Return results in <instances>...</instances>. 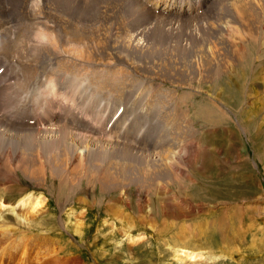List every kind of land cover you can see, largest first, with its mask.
Masks as SVG:
<instances>
[{"label":"rangeland","instance_id":"obj_1","mask_svg":"<svg viewBox=\"0 0 264 264\" xmlns=\"http://www.w3.org/2000/svg\"><path fill=\"white\" fill-rule=\"evenodd\" d=\"M0 1V113L30 94L45 106L30 129L0 117V264H182L176 250L198 254L184 264H264V10L252 0H203L200 13L183 16L141 0ZM243 7L257 15L250 24L237 13ZM224 20L260 37L246 71L255 86L239 89L231 42L239 38L222 35ZM153 41L158 56L149 57ZM192 63L204 77L190 91L182 86ZM120 103L124 140L86 129ZM181 145L187 153L177 162ZM44 169L85 181L84 194L53 193ZM25 196L45 205L28 224L19 217ZM81 215L77 234L69 221Z\"/></svg>","mask_w":264,"mask_h":264},{"label":"bare ground","instance_id":"obj_2","mask_svg":"<svg viewBox=\"0 0 264 264\" xmlns=\"http://www.w3.org/2000/svg\"><path fill=\"white\" fill-rule=\"evenodd\" d=\"M35 1V0H34ZM59 0H56V4L55 5H57V6H55V7H61V4H60V2H58ZM61 2H63V0H60ZM68 1V0H67ZM66 1V2H67ZM1 2V1H0ZM65 2V3H66ZM142 2V1H141ZM260 2H264V0H252L251 1V3L253 4V5H255V9H257V10H259L260 11V13H263V10H264V8H263V6H262V4H260ZM143 3V2H142ZM42 4H44V2L42 3ZM135 4H137L136 3V1L135 0H133L132 1V6L133 7H135ZM144 4V3H143ZM4 5V4H3ZM145 5V4H144ZM43 6V5H42ZM128 6V5H127ZM146 6V5H145ZM45 7V6H44ZM123 7H125V5H123ZM129 7V6H128ZM1 8V7H0ZM48 8V7H47ZM146 8L147 9H149L147 6H146ZM45 9V8H44ZM150 10V9H149ZM234 10H235V8H234ZM233 10V11H234ZM79 11V8L77 9V7L76 6H74V13H76V12H78ZM151 11V10H150ZM253 11V10H252ZM258 11V12H259ZM253 12H256V10L255 11H253ZM237 13H239V15H240V17L242 18V19H244L248 24H250L251 23V21H254L253 20V18H256L257 17V15L256 14H253L252 13V15H251V12H249L245 7H243V8H241V10L239 11H237ZM259 13V14H260ZM77 14V13H76ZM164 15V14H163ZM133 16L134 15H131L130 16V18H131V20H129L128 19V21L126 22V23H135L136 22V20H134V18H133ZM164 16H167V15H164ZM169 16V15H168ZM161 17V16H160ZM262 18H263V15H262ZM260 24L262 25V20H261V22H260ZM259 24V25H260ZM262 28H263V31H264V24L262 25ZM221 29V33H222V35H230V34H232V33H234V37H237V38H239V40H232L231 42L233 43V46H234V50H236L237 51V56L239 57V59H240V65H239V69H240V71H241V73H239L240 75H236V78H237V81H238V79H240V85H239V89H242L243 87H245V86H247V85H249V86H255V81H256V79L258 78L256 75L254 76V74H253V72L251 73V74H246V71H247V69H251V71L253 70V66H254V59H255V52L257 53V51H256V49L258 48V44H260L261 42H260V37H259V35H258V37H253V32H251V33H247L246 31H243V30H245V29H243L242 30V33H241V31H240V29L239 28H236V27H228V22H227V20H224V21H221V23L219 24V30ZM77 36L75 35V38H76ZM152 38H153V35L151 36ZM225 37V36H224ZM245 37H248V41L245 43L244 42V44H243V42H242V40H243V38H245ZM228 38V37H227ZM236 39V38H235ZM20 40V39H19ZM153 40V39H152ZM156 41H159V39L156 37ZM227 41V40H226ZM1 43V42H0ZM153 43H154V48L152 49V48H149L148 50H150V51H148V55H149V57L151 56V55H153V54H155L156 56H158V50H159V47H160V45L157 43V42H154L153 41ZM12 44V43H11ZM230 44V43H229ZM13 45V44H12ZM19 45V44H18ZM101 45H103V42L101 43ZM207 45V44H206ZM249 45V46H248ZM156 46H159L158 48L156 47ZM247 46H248V48H247ZM252 46V47H251ZM203 47V46H202ZM207 48H208V46H207ZM209 49V48H208ZM151 50H152V52H151ZM203 50V49H202ZM204 51V50H203ZM202 51V52H203ZM142 52H145V50L144 51H142ZM161 52L162 51H159V56L161 55ZM204 53V52H203ZM206 53H207V51H206ZM202 56V55H201ZM113 58V57H112ZM151 58H153V56L151 57ZM113 59H115V58H113ZM141 59V58H140ZM171 59V58H170ZM173 59H175V55H174V53H173V55H172V60L171 61H173ZM204 59V58H203ZM203 63V62H202ZM145 64V63H144ZM204 64V63H203ZM32 65V64H31ZM18 66V65H17ZM141 66H142V64H141ZM193 67V71L192 72H189V68L190 67ZM197 66H199V65H197ZM203 66V65H202ZM169 67V66H168ZM195 66L193 65V63L192 64H189V65H187L186 67H185V69L184 70H186V71H188V74L183 78V86L182 87H186L187 89L186 90H190L191 91V88L193 87V85H194V82H198V81H202V78L204 77L203 76V71H202V68L203 67H201V69L200 70H197L196 68H194ZM160 69V67H155V73H156V71H158L159 69ZM199 68V67H198ZM157 74V73H156ZM155 75V74H154ZM254 76V77H253ZM162 78H163V76H161ZM154 78H158V79H160V75L157 77L156 75L155 76H152V75H150V79H154ZM172 80V79H171ZM235 80V79H234ZM172 83V82H171ZM235 86L237 87V85H236V83H235ZM248 86V87H249ZM113 89H116V88H113ZM248 89H250V88H248ZM249 95H252V94H254L252 91H250L249 90ZM248 93H247V97H248ZM185 95H183V97H184ZM124 101V100H123ZM8 104V103H7ZM4 105H6V102H4ZM13 113L8 109V111H5V113L3 114L4 116H7V117H10L11 115H12ZM3 119H4V117H3ZM215 122V121H214ZM40 123V122H39ZM217 123V122H216ZM219 123V122H218ZM216 125V124H215ZM144 131H146L145 129L143 130V131H141L140 133H144ZM154 135V134H153ZM152 136V135H151ZM175 150V149H174ZM178 150V149H177ZM76 151V150H75ZM187 153V149L186 148H184V147H182V145L180 146V148H179V150H178V153H177V156H178V159H179V161L177 160V162H182V160H184V157H185V154ZM81 155V157H83L84 156V154H85V152L83 153L82 151H80L79 150V153H77L76 154V157H78V155ZM83 154V155H82ZM80 158V157H79ZM76 159H78V158H76ZM84 159H81V164L79 163V165H77V163H75V167H74V169L72 170V172L73 173H71V174H77V169L78 168H81V169H83V163H84V161H83ZM74 162H75V160H74ZM46 167V166H45ZM179 168V167H178ZM44 173L46 174V176H43L44 177V179L47 181V183H49V184H52V181H54L53 182V184L55 185H51L50 186V189L51 190H53V193H54V191H56V193H57V190H61V188H66V191H64L66 194L67 193H70L69 194V196L70 195H72L73 197H75V191H77V194L80 192V195H83L84 193L81 191V187H82V183L83 182H85V181H83L82 183H81V179L80 178H76L75 180L74 179H72V178H69V177H64V176H60V178H58V179H55V177H54V175H51L50 173H49V171H47L46 169H44ZM47 174H49V176L47 175ZM1 173H0V177H1ZM78 175V174H77ZM76 175V176H77ZM79 177V176H78ZM49 179V180H48ZM2 179H0V181H1ZM82 180H87L86 181V185H85V188L87 187L88 188V186L90 185L91 187L93 186L92 184L94 183L93 181H91V180H89V179H82ZM49 181V182H48ZM81 185V186H80ZM1 189V188H0ZM69 189V190H68ZM79 191V192H78ZM59 192V191H58ZM62 192V191H61ZM60 194V193H59ZM63 194V193H62ZM115 195V194H114ZM113 195V196H114ZM57 196H58V194H57ZM62 195H60V197H61ZM26 197V196H25ZM56 197V196H55ZM65 197V196H64ZM71 197V196H70ZM1 198H2V196H1ZM56 199H58V198H56ZM64 199V198H63ZM82 199V198H81ZM109 201V200H108ZM46 202V201H45ZM44 202V203H45ZM61 202H62V199H61V201H60V204H61ZM82 202V201H81ZM0 203L2 204V201H0ZM80 203V202H79ZM116 203V202H115ZM59 204V205H60ZM80 204H82V203H80ZM63 205V204H62ZM18 206H20L19 208H21L22 210H24L25 212L23 213V215L22 216H19V217H21L20 219L23 221V223L22 224H24V223H29L31 220L30 219H32V218H34V216H36V215H38V214H40V213H42V212H44L43 211V209H44V207H45V205H43V203H42V201H41V197H39V196H37L36 198H34V199H32L31 197H26V198H24V199H22L20 202H19V204H18ZM9 207V206H8ZM6 207H4V209H5ZM12 208V207H11ZM10 208V209H11ZM117 207L116 206H111V207H109V209H110V211L112 212V214L115 216V217H117V218H119V214H118V208L116 209ZM9 208H8V210H10ZM20 210V209H19ZM36 210H38V211H36ZM13 213H15V208H12V210H11ZM18 212V211H17ZM14 216V215H13ZM36 218V217H35ZM18 220V219H17ZM69 220V219H68ZM74 222L72 223V222H70L69 221V223H70V225L72 226V228H73V230L75 231V233H77V234H79V233H81L82 232V229H84V225H85V222H84V216L83 215H81V216H78V217H75L74 219ZM22 221H20V222H22ZM67 221V220H66ZM32 222V221H31ZM30 222V223H31ZM2 225V224H1ZM3 226V225H2ZM183 227V226H182ZM10 229V228H9ZM8 230V229H7ZM187 231L188 230H185L184 229V227L181 229V231H179L180 232V234H182V236H186L187 235ZM158 233H160V231L158 232ZM192 234V233H191ZM190 234V235H191ZM161 237H162V235H161ZM181 237V236H180ZM181 238H183V237H181ZM189 238V237H188ZM140 239V238H139ZM185 241V240H184ZM187 241V240H186ZM135 242V241H134ZM133 243V242H132ZM182 244V243H181ZM180 244V245H181ZM187 244V243H186ZM185 244V245H186ZM182 245H184V243L182 244ZM184 247V246H183ZM188 246L186 245V248H187ZM26 248V247H25ZM24 248V249H25ZM185 249V248H184ZM182 250V249H181ZM22 251H24V250H22ZM179 251V250H178ZM175 252H176V254H175ZM174 252V259L177 261V262H180V263H182V264H184L186 261H188V260H190V259H195V258H197V256H198V254L196 253V255H194L195 254V252H194V254H183L182 253V255H180V254H178L177 253V250ZM185 252V251H184ZM190 252V251H189ZM18 253V252H17ZM25 253V252H24ZM7 255V254H6ZM15 255V254H14ZM21 255V254H20ZM26 255V254H25ZM24 255V256H25ZM2 256H4V255H2ZM28 256V255H27ZM20 257V256H19ZM23 257V256H22ZM4 258V257H3ZM24 258V257H23ZM9 259V258H8ZM5 262V261H4ZM19 262V261H18ZM26 263V262H25ZM192 263V262H191ZM187 264V263H186ZM194 264V263H193Z\"/></svg>","mask_w":264,"mask_h":264}]
</instances>
